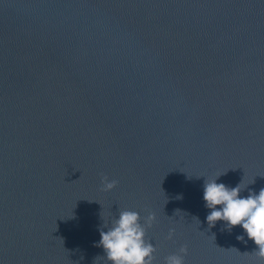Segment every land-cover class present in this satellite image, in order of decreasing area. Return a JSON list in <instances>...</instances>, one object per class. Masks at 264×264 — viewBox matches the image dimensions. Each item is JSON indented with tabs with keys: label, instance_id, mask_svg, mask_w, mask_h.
<instances>
[{
	"label": "water",
	"instance_id": "95a60500",
	"mask_svg": "<svg viewBox=\"0 0 264 264\" xmlns=\"http://www.w3.org/2000/svg\"><path fill=\"white\" fill-rule=\"evenodd\" d=\"M216 178L264 188V0H0V264H110L123 210L153 264H264Z\"/></svg>",
	"mask_w": 264,
	"mask_h": 264
},
{
	"label": "clouds",
	"instance_id": "9594fccd",
	"mask_svg": "<svg viewBox=\"0 0 264 264\" xmlns=\"http://www.w3.org/2000/svg\"><path fill=\"white\" fill-rule=\"evenodd\" d=\"M102 186L104 191H111L116 187V181L105 177ZM243 190L240 184L229 187L217 183V178L206 181L202 195L205 207L209 209L206 222L211 228L222 222L228 231L241 228L243 234L237 240L244 241L246 236L255 245L258 258L264 261V188L258 193L249 190L247 196L241 195ZM177 197L183 198L182 195ZM155 220L156 216L149 214L142 224L137 211H120L117 218L110 220V227L106 223L101 227L100 239L95 246L103 249L104 258L110 264H153L155 247L145 240V234L146 227H151ZM103 227H107V231ZM174 235L172 229L167 238L172 239ZM187 254V246H182L177 253L166 257L164 264H184Z\"/></svg>",
	"mask_w": 264,
	"mask_h": 264
}]
</instances>
